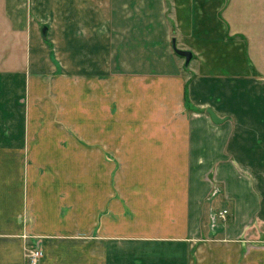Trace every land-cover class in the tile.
<instances>
[{
	"label": "crops",
	"instance_id": "1",
	"mask_svg": "<svg viewBox=\"0 0 264 264\" xmlns=\"http://www.w3.org/2000/svg\"><path fill=\"white\" fill-rule=\"evenodd\" d=\"M30 246L264 264V0H0V264Z\"/></svg>",
	"mask_w": 264,
	"mask_h": 264
},
{
	"label": "rangeland",
	"instance_id": "2",
	"mask_svg": "<svg viewBox=\"0 0 264 264\" xmlns=\"http://www.w3.org/2000/svg\"><path fill=\"white\" fill-rule=\"evenodd\" d=\"M47 24L49 25L48 28L51 31L50 32L51 34H50L49 38H47V41H46V43L48 42V45H49V50L47 51V54L49 52V57L52 56V58L54 60V65L56 63L57 66H58L57 67L55 65L56 69L54 67L52 74L55 77H58L59 76V77H63L64 78L66 76L67 78L70 77V79H72V76H70L72 71H71V68H70V58H69V55L68 54H65V53H58V54L55 53L54 46L57 44V42H58L59 39L58 38H55L54 37V34H53V31H54L53 25H54V23L53 22H48ZM65 26H66V23H62V27L60 29L61 30H64ZM57 29H58V27H57ZM62 39H61V42L63 43V40ZM67 50H69V49L63 48V51H67ZM78 56L80 57L79 54H78ZM76 62H78V60ZM77 72H82V71H77ZM74 77H76V76H74ZM57 87L58 88H62V89L64 88V86H62V87L57 86ZM65 100L63 99L62 101H65ZM61 105H62L61 110H63V116L61 117L62 118V122L60 124L63 125V126L64 125L75 126L74 125L75 118H73L71 116H65V114L71 113L69 104H67L68 107H66V104H61ZM81 109H84V106H79V110H81ZM79 113H81V112H79ZM76 120H80V122H82V121H84V117H81L80 115H78V118Z\"/></svg>",
	"mask_w": 264,
	"mask_h": 264
},
{
	"label": "built area",
	"instance_id": "3",
	"mask_svg": "<svg viewBox=\"0 0 264 264\" xmlns=\"http://www.w3.org/2000/svg\"><path fill=\"white\" fill-rule=\"evenodd\" d=\"M219 219L221 222H225L228 217V210L224 209L219 211L215 218ZM42 250L38 246H30L25 248L24 257L26 264H39L42 258Z\"/></svg>",
	"mask_w": 264,
	"mask_h": 264
},
{
	"label": "water",
	"instance_id": "4",
	"mask_svg": "<svg viewBox=\"0 0 264 264\" xmlns=\"http://www.w3.org/2000/svg\"><path fill=\"white\" fill-rule=\"evenodd\" d=\"M45 31H46V29L43 28L42 29V34H45ZM172 49H173L174 53L177 56H179V57H181V58H183L185 60V68H186L187 65H188V63H189V61L192 59V54L190 52H187V51L178 50L175 47L174 41H172ZM206 112L210 116V118H211V120H212L213 123L219 124L221 122V120L218 119L211 111L207 110Z\"/></svg>",
	"mask_w": 264,
	"mask_h": 264
}]
</instances>
